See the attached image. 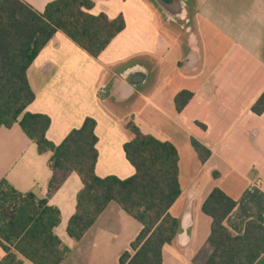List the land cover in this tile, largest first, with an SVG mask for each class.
Instances as JSON below:
<instances>
[{
	"label": "crops",
	"instance_id": "obj_1",
	"mask_svg": "<svg viewBox=\"0 0 264 264\" xmlns=\"http://www.w3.org/2000/svg\"><path fill=\"white\" fill-rule=\"evenodd\" d=\"M23 1L42 12L54 0ZM91 1L89 14L110 20L121 15L125 28L97 58L55 33L27 70L35 98L26 111L50 119L45 137L54 145L92 118L95 175L123 180L134 174L123 152L134 136L130 115L117 119V107L144 99L151 129L139 131L171 143L179 157L181 193L169 209L178 229L162 248V264H203L211 253V219L201 206L213 189L236 202L224 221L232 235H241L249 220L264 225V112L250 111L264 91V0H183L185 18L176 22L167 21L151 0ZM137 69L146 79L131 86ZM181 91L193 97L177 113L173 100ZM191 140L205 149L201 156ZM49 157L38 154L17 125L0 128V180L19 192L46 195ZM80 189L71 174L48 199L60 212L54 233L68 249L62 264H117L141 226L110 203L73 241L66 226ZM254 264H264V256Z\"/></svg>",
	"mask_w": 264,
	"mask_h": 264
},
{
	"label": "trees",
	"instance_id": "obj_2",
	"mask_svg": "<svg viewBox=\"0 0 264 264\" xmlns=\"http://www.w3.org/2000/svg\"><path fill=\"white\" fill-rule=\"evenodd\" d=\"M93 6L91 0H54L38 12L23 0H0V128L17 125L38 154L50 153L47 167L51 171L44 197L21 193L0 180V264H62L68 249L54 233L60 212L48 199L71 174L81 182L66 226L73 241L82 239L110 203L141 226L117 264H162V248L177 233L178 222L169 209L181 193L179 157L171 143L144 135L130 124L134 137L123 145V152L134 174L123 180L99 178L95 175L98 154L92 118H85L79 128L54 145L45 137L50 119L26 111L35 98L27 70L55 33H63L97 58L125 28L121 15L110 20L103 13L89 14ZM192 97L188 91L176 94V112L180 113ZM250 111L256 116L264 112V91ZM191 145L199 156L205 152L194 140ZM235 206L236 202L217 188L202 203L201 212L211 219L207 238L211 253L203 264H254L264 256L263 224L249 220L238 236L224 226Z\"/></svg>",
	"mask_w": 264,
	"mask_h": 264
},
{
	"label": "rangeland",
	"instance_id": "obj_3",
	"mask_svg": "<svg viewBox=\"0 0 264 264\" xmlns=\"http://www.w3.org/2000/svg\"><path fill=\"white\" fill-rule=\"evenodd\" d=\"M174 32H175V36L179 37L178 33L176 31ZM148 89L145 88L144 89L145 92H147ZM117 112H118L116 116L117 119L121 120V118L125 115V113L126 114L128 113L131 117L130 122L132 123L133 126H135L138 130L140 129L147 133L150 132L151 123H150L149 108H148V104L144 101V99H141L140 97L138 98L136 97L135 99L128 101L126 103H121L117 107Z\"/></svg>",
	"mask_w": 264,
	"mask_h": 264
},
{
	"label": "water",
	"instance_id": "obj_4",
	"mask_svg": "<svg viewBox=\"0 0 264 264\" xmlns=\"http://www.w3.org/2000/svg\"><path fill=\"white\" fill-rule=\"evenodd\" d=\"M158 8L160 13L165 17L167 21L176 22L178 19L185 18V4L183 0H151ZM134 76V82L131 86L141 85L146 79V72L142 69L132 72Z\"/></svg>",
	"mask_w": 264,
	"mask_h": 264
},
{
	"label": "flooded vegetation",
	"instance_id": "obj_5",
	"mask_svg": "<svg viewBox=\"0 0 264 264\" xmlns=\"http://www.w3.org/2000/svg\"><path fill=\"white\" fill-rule=\"evenodd\" d=\"M166 2H168V0H165Z\"/></svg>",
	"mask_w": 264,
	"mask_h": 264
}]
</instances>
